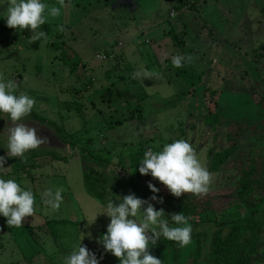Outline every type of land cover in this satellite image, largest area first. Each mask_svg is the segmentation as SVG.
Here are the masks:
<instances>
[{"label": "rangeland", "instance_id": "rangeland-1", "mask_svg": "<svg viewBox=\"0 0 264 264\" xmlns=\"http://www.w3.org/2000/svg\"><path fill=\"white\" fill-rule=\"evenodd\" d=\"M46 2L59 6L57 0ZM182 2L186 3L185 14H180L184 7L177 9ZM201 3L64 0L61 16L46 23L54 26V31L57 24L64 25L67 45L63 48L53 46V38L47 34L46 41L31 42L28 28L17 32L0 19V79L14 81L19 94L34 99L37 119L30 114L23 123L36 126L38 135L48 137L47 143L24 154V163L18 164L19 158H6L7 168L0 169V178L14 179L34 194L33 215L0 237V264H62L84 233L81 243L95 253L99 264H119L97 243L109 218L98 214L94 223L87 224L104 204L86 188L82 150L64 143L58 131L74 134L81 144L87 136L92 137L89 146L102 153V158L111 159L100 166L110 177L107 200L112 197L114 203L117 195L133 193L143 198L149 191L147 183L154 181L149 175L140 178L137 185L130 183L127 156L140 145L155 152L174 139L186 140L208 170V152L227 146L229 126L240 121L247 125V131L238 141L237 152L262 153L264 162V122L252 97L264 93V0H206L202 16L189 15L201 11ZM6 7V3L0 5V14ZM41 30L45 31L44 25ZM64 50L73 56L63 61ZM177 54L190 55L191 63L173 68L171 58ZM78 59L88 65L84 68L80 63L73 72L69 66ZM137 71L151 75L132 78ZM88 79L92 84L81 100L83 116L65 102L73 101V89ZM138 90L146 95L143 100ZM216 95L221 119L214 127L206 116L210 113L207 100L214 101ZM6 120V116L0 119V131L11 123ZM2 147L0 140V155L5 154ZM210 175L208 193L219 219L251 211L240 202L237 169L230 167ZM160 186L169 193L162 183ZM56 189L61 190L62 201L53 210L42 203L41 194ZM262 227L259 259L264 264V223ZM213 229L205 228L206 239ZM194 248L191 240L182 248L179 262L167 249L149 246L148 251L162 264H190ZM198 264L209 263L201 258Z\"/></svg>", "mask_w": 264, "mask_h": 264}, {"label": "clouds", "instance_id": "clouds-1", "mask_svg": "<svg viewBox=\"0 0 264 264\" xmlns=\"http://www.w3.org/2000/svg\"><path fill=\"white\" fill-rule=\"evenodd\" d=\"M7 4L6 11L0 14L7 27L23 31L28 28L31 42L48 36L41 26L61 16L64 0L49 5L46 0H0V5ZM57 31L63 32L64 25L57 24ZM190 55H175L171 58L173 68H181L191 63ZM151 73L137 71L132 78H149ZM17 85L12 80L0 79V119L6 123L4 131H0V140L4 142L5 154L0 155V169H6V158L23 160L24 154L47 143L48 137L37 134L36 126H29L23 121L30 115L34 107V99L26 93L16 94ZM138 171L141 175H150L162 183L174 197L182 193L203 196L209 191L212 177L205 166L198 160L195 150L189 142L174 139L165 143L159 151L146 150L139 162ZM152 195L148 199L137 197L133 193L124 196L117 195L116 203L112 197L96 212L91 222L94 223L98 214L109 218L105 232L98 238L105 253H110L118 259L119 264H162V261L148 251L149 246H155L161 238L176 242L184 248L191 242L192 226L186 216L179 213H168L165 218L163 209L154 208L150 201L162 203L158 198L159 191L153 183H147ZM45 206L55 210L62 201L61 190H45L41 194ZM34 213V194L30 189L22 187L14 179L0 178V216L10 227L19 228L22 221ZM84 235L79 237V243L69 254L64 256L62 264H99V259L91 250L81 243Z\"/></svg>", "mask_w": 264, "mask_h": 264}, {"label": "trees", "instance_id": "trees-1", "mask_svg": "<svg viewBox=\"0 0 264 264\" xmlns=\"http://www.w3.org/2000/svg\"><path fill=\"white\" fill-rule=\"evenodd\" d=\"M185 5L186 3L183 4L182 2L177 6V9ZM44 28L45 33L52 36L53 40L51 43L53 46L57 45V47L63 48L67 45L63 38L65 36V30L63 32L57 31V29L54 31V26L50 24H45ZM61 56L64 61L66 58H71L73 53L64 50ZM80 63L86 68L87 63L81 61V59L70 64L69 67L75 72ZM91 84V79H88L86 82H83V86L75 87L72 92L74 97L73 101L65 102V104L73 106L75 110L83 115L85 106L81 100ZM138 92H141L139 99L143 100L146 95L141 90H138ZM216 93L217 91H215ZM16 94L19 93L16 91ZM252 97L257 108L262 113L261 121L264 122V93L254 94ZM217 99L218 97L216 95V97L214 96V101L211 99L207 100L210 104V113L206 116L207 122L214 127L219 125L221 119L220 113L218 112ZM136 109L139 110L140 107ZM30 114L37 119L34 110ZM246 131L247 125L244 122L236 121L229 126L226 135L228 145L221 150L208 152V171L210 173H217L230 167L237 169L239 174L240 202L251 209L247 215L221 220L213 209V200L210 193H206L203 196L182 193L180 197H174L170 193L163 192L160 182L155 179L153 181V185L159 189L156 193L157 197L163 200L162 203L150 201L154 208L163 209L165 211V218L169 219L170 223L168 213L180 212L188 218L192 226L191 240L195 242V248L189 254L188 260H191L190 264H198L201 258H204L209 264H262L259 257L261 252L260 235L263 231L262 226L264 223V162L261 157L262 153L254 156L237 152L238 141ZM58 134L64 143L80 147V150H82L80 162L83 165V176L86 188L91 195L98 198L103 204H106L107 196L109 195L110 177L107 170L101 168L100 165L108 164V161H111V159L102 158V153L95 151L89 146V144L93 143V139L90 136H87L85 144H81V140L74 138V134L61 133V131H58ZM124 144H127V142ZM146 150L150 149L140 145L127 156L128 168L132 176L131 184L137 185L140 178L149 176L141 175L138 171L139 162ZM31 154L30 156H33ZM45 155L49 156L50 152H45ZM63 157L61 156V158ZM17 162L18 164L24 163L23 160ZM89 162H93L94 165L85 167V164ZM116 181L114 179V182ZM121 185L124 188V184ZM151 195L152 193L149 190L148 193H143L142 199H148ZM207 227L214 228L209 239H206L208 234L205 233V228ZM15 228L8 226L5 218L0 216V237L6 232H12ZM54 235L56 238V234ZM155 247L157 249H167V252L172 255V259L175 262L182 260L183 251L182 248L177 246L176 242L161 238Z\"/></svg>", "mask_w": 264, "mask_h": 264}, {"label": "crops", "instance_id": "crops-1", "mask_svg": "<svg viewBox=\"0 0 264 264\" xmlns=\"http://www.w3.org/2000/svg\"><path fill=\"white\" fill-rule=\"evenodd\" d=\"M201 2H202V3H201V11L198 10L199 12L196 11L197 13H189V15L192 16V15L194 14V16H197V17H198L199 15L202 16V14H203V12H204V8H205L206 0H201ZM199 4H200V2H199ZM173 7H174V6H173ZM173 7H172V8H173ZM180 10H181V11H180V14H181V13H182V14H185V12H186V10H187V7H184L183 9H180ZM263 10H264V6H263ZM263 10H262V11H263ZM180 14H179V15H180ZM170 15H171V12H170ZM174 16H175V15H174ZM172 17H173V16H172ZM178 17H179V16H178ZM181 17H182V16H181ZM181 17H180V18H181ZM114 43H115V42H113V43H111V44L113 45ZM112 45H111V46H112ZM254 50H257V49H254Z\"/></svg>", "mask_w": 264, "mask_h": 264}, {"label": "built area", "instance_id": "built-area-1", "mask_svg": "<svg viewBox=\"0 0 264 264\" xmlns=\"http://www.w3.org/2000/svg\"><path fill=\"white\" fill-rule=\"evenodd\" d=\"M171 15H172V16H174V15H175L174 11H171Z\"/></svg>", "mask_w": 264, "mask_h": 264}]
</instances>
